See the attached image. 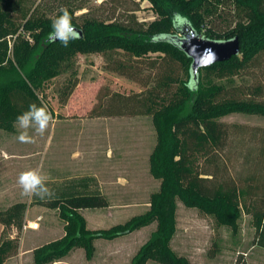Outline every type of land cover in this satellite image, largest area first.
Returning a JSON list of instances; mask_svg holds the SVG:
<instances>
[{
	"label": "trees",
	"instance_id": "obj_1",
	"mask_svg": "<svg viewBox=\"0 0 264 264\" xmlns=\"http://www.w3.org/2000/svg\"><path fill=\"white\" fill-rule=\"evenodd\" d=\"M38 1L0 0V134L12 130L17 116L27 111L30 104L47 107L39 92L48 82L71 72L74 79L61 100L66 104L79 84L73 70L78 55L123 52L131 62L117 61L113 71L134 79L138 66L155 54L157 57L146 63L156 71L153 87L131 96L115 93L110 105L101 104V109L94 108L92 115L152 116L157 145L150 158L151 172L161 179V184L145 215L108 229H88L80 213L106 208L108 202L101 194L77 192L46 203L47 207L57 209L66 222L65 236L38 249L36 263L51 262L77 242L91 257L95 240L115 239L157 221V230L132 264H146L153 257L164 264H188L170 245L176 232L177 199L215 217L219 225L236 233L243 213H251L250 205L243 199L255 193L258 186L252 192L235 185H208L211 179L205 177L208 173L200 162L222 149L228 138L220 118L232 112L264 116V101L253 98L262 93L261 87H255L251 96L245 97L233 85L215 80L232 79L264 53V0H145L157 16L147 24L135 15L126 21L102 20L88 13L77 15L85 5L71 0L48 15L40 8L42 1ZM61 8L71 14L79 33V38L67 47L49 39L52 22ZM226 9L234 14L232 21L224 17ZM217 18L228 23L226 29L216 27ZM185 30L214 41L238 37L240 55L202 68L195 77L193 60L182 48ZM26 210L25 203H17L0 211V224L4 226L0 264L18 251L19 244L6 236L7 229L21 228ZM254 216L258 245L264 247V214L257 211Z\"/></svg>",
	"mask_w": 264,
	"mask_h": 264
},
{
	"label": "rangeland",
	"instance_id": "obj_2",
	"mask_svg": "<svg viewBox=\"0 0 264 264\" xmlns=\"http://www.w3.org/2000/svg\"><path fill=\"white\" fill-rule=\"evenodd\" d=\"M40 8L51 15L69 0H39ZM84 4L85 8L77 15L88 13L89 16L102 20L126 21L135 15L140 22L150 23L156 19L151 3L145 0H71ZM225 18L233 20V13L225 10ZM218 29H226L228 23L217 18ZM152 54L138 66L134 79L113 71L117 61L131 62L123 52L108 55H78L73 70L76 71L79 84L68 98L66 104L64 91L67 90L71 72H67L48 82L39 92L47 107L52 112L53 123L43 136L35 138L34 143H21L17 137L21 131L15 124L12 130L0 134V211H7L17 203H25L27 210L21 228L7 229V237L18 242V251L12 254L4 264H37L35 253L38 249L61 241L65 236L66 222L60 218L59 211L46 206L56 199L61 188L51 182L52 172L42 171L48 187L54 192L50 199L25 197L17 183L19 174L29 169H37L49 145L46 135L56 129H80L86 123L90 131L91 148L108 151L111 160L91 162L93 176L87 184L74 188L82 193L101 194L108 202L106 208L85 209L80 213L86 227L90 230L108 229L114 225H126L133 218L141 217L150 209L151 197L159 191L161 179L151 172V154L157 145L156 125L152 116L137 115L115 117H95L94 108L101 109V104L110 105L112 95L131 96L141 93L155 85V73L148 67ZM218 83L233 85L245 97H250L255 87H261L262 93L254 96L264 101V53L239 75ZM228 131V138L222 149L214 152L207 160H201L205 176L211 180L208 185H235L244 191L258 190L245 196L251 213L244 212L239 220V229L235 233L231 228L218 224L215 217L193 207L186 206L177 199L176 232L170 245L174 253L184 258L188 264H264V247L258 245L259 234L255 226V213L264 214V116L243 112H232L219 119ZM39 150L38 162L33 161L32 152ZM4 150L8 152L4 154ZM12 154V157L8 156ZM43 153V154H42ZM10 162L2 163V159ZM32 158V160L30 159ZM28 159V160H27ZM30 159V161H29ZM29 161V162H28ZM66 189V188H64ZM27 221H37V230H25ZM4 226L0 224V241ZM157 230V221L140 226L133 232L115 239H97L93 242L94 251L88 257L80 242L55 257L46 264H132L144 246ZM146 264H164L157 258H150Z\"/></svg>",
	"mask_w": 264,
	"mask_h": 264
},
{
	"label": "crops",
	"instance_id": "obj_3",
	"mask_svg": "<svg viewBox=\"0 0 264 264\" xmlns=\"http://www.w3.org/2000/svg\"><path fill=\"white\" fill-rule=\"evenodd\" d=\"M56 125L58 124H53V130L46 135L50 151L48 152L47 149L43 158L40 157L41 155L37 149L32 152V155L35 162H38L37 157H40L39 163H42V165L39 167V171L43 175V166H50L49 168L45 167L46 170H51L52 172L50 180L61 188V190L59 189L56 192L57 196H64L80 192L76 189H67L68 187L74 188L78 185L87 184L86 181L93 176L99 178V175L92 174L91 162L102 161L108 163L111 157L108 151H101L99 148L92 150V136L90 131L85 128L86 123H82L80 129L74 130H59L56 129ZM40 137L35 135L36 139ZM4 154L7 155L8 152L4 150ZM8 156L12 157V154L9 153ZM30 159L32 160V158ZM10 161L7 158L2 159V163Z\"/></svg>",
	"mask_w": 264,
	"mask_h": 264
},
{
	"label": "clouds",
	"instance_id": "obj_4",
	"mask_svg": "<svg viewBox=\"0 0 264 264\" xmlns=\"http://www.w3.org/2000/svg\"><path fill=\"white\" fill-rule=\"evenodd\" d=\"M79 38V33L72 24L71 14L66 8L60 9V15L52 22V31L49 39L58 40L63 46ZM21 129L17 139L21 143H34V136L30 135L29 130L36 135L43 136L53 123L51 112L44 105L30 104L27 111L17 116L15 122ZM17 183L21 189V194L25 197H37L41 200L50 199L54 192L48 187L44 175L37 169H29L19 174Z\"/></svg>",
	"mask_w": 264,
	"mask_h": 264
},
{
	"label": "water",
	"instance_id": "obj_5",
	"mask_svg": "<svg viewBox=\"0 0 264 264\" xmlns=\"http://www.w3.org/2000/svg\"><path fill=\"white\" fill-rule=\"evenodd\" d=\"M182 48L192 58V71L197 77L202 68L225 62L240 55V40L235 37L226 41H214L197 35L194 31H184Z\"/></svg>",
	"mask_w": 264,
	"mask_h": 264
},
{
	"label": "built area",
	"instance_id": "obj_6",
	"mask_svg": "<svg viewBox=\"0 0 264 264\" xmlns=\"http://www.w3.org/2000/svg\"><path fill=\"white\" fill-rule=\"evenodd\" d=\"M38 228H39V224H38L37 221H27L24 224V229L25 230H28V229L37 230Z\"/></svg>",
	"mask_w": 264,
	"mask_h": 264
}]
</instances>
